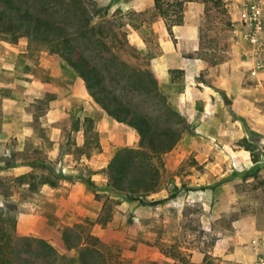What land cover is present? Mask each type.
I'll use <instances>...</instances> for the list:
<instances>
[{"label":"rangeland","instance_id":"1","mask_svg":"<svg viewBox=\"0 0 264 264\" xmlns=\"http://www.w3.org/2000/svg\"><path fill=\"white\" fill-rule=\"evenodd\" d=\"M183 2L180 37L172 31L176 14L168 11L166 21L153 7L138 12L126 5L116 8L111 0L107 13L94 18L95 30L107 35L108 46L129 67L153 70L188 125L164 155L158 190L143 195L147 202L163 200L153 206L104 187L107 165L119 148L114 141L131 135L137 143L136 133L115 124L108 130L101 109L59 56L26 38L0 37V96L8 100L0 102V210L14 207L10 216L22 231L63 251V228L78 224L80 232L98 237L130 264L264 263V0ZM162 24L166 30L171 25L168 38L184 58L204 62L190 86L208 92L206 98L198 93V100H186L183 74L169 69L162 78L154 69L162 51ZM4 61L13 76L1 69ZM206 108L217 125L196 133ZM11 126L17 132L1 131ZM88 150L94 165L73 163ZM59 174L72 186L80 177L91 180L92 199L50 201L43 181ZM19 204H24L22 218L35 221L33 227L16 218ZM0 221L13 234L10 220L0 214Z\"/></svg>","mask_w":264,"mask_h":264},{"label":"trees","instance_id":"2","mask_svg":"<svg viewBox=\"0 0 264 264\" xmlns=\"http://www.w3.org/2000/svg\"><path fill=\"white\" fill-rule=\"evenodd\" d=\"M183 5V0H153V12L167 21L170 11L176 14L172 25H179ZM107 11V6L97 7L91 0H0V37L12 42L26 38L59 56L106 116L134 130L137 145L116 149L107 165L104 187L141 205H158L163 200L147 202L143 195L158 190L164 155L176 146L188 125L170 104L153 70L129 67L117 49L108 46L107 35L95 30V16ZM166 28L171 34V25ZM119 35L124 39V34ZM174 73L183 71H170ZM151 101L157 105L149 106ZM62 179L66 178L61 174L49 176L43 183L55 187ZM85 183L93 186L90 180ZM13 210L10 206L0 210L13 228V234L7 232L0 221V264H130L98 237L80 232L78 224L63 228L64 250L56 249L22 231L10 216Z\"/></svg>","mask_w":264,"mask_h":264},{"label":"crops","instance_id":"3","mask_svg":"<svg viewBox=\"0 0 264 264\" xmlns=\"http://www.w3.org/2000/svg\"><path fill=\"white\" fill-rule=\"evenodd\" d=\"M111 0H97V3L98 5L100 6H107L109 3H110ZM114 1V5L115 7H119L121 5L123 6H128V7H131L132 9H134L135 11H144L146 9H150L153 7V0H133L132 2L130 3H126L125 1L123 0H112V2ZM158 27H159V23H158ZM182 27L183 26H177L176 27H173V32L176 34V36L180 37V34L183 33L184 31L182 30ZM185 29V28H184ZM158 35L160 36V39H161V46H162V51H161V54L158 55L156 57V59H154V69L156 70L157 73H160L161 77L164 78L166 77V75H168V70L170 69H176V70H182L183 71V76H184V80L186 82V89H185V92H184V95H188V97L186 98L189 99L191 98V100H198V93L200 95H203L202 97H205L206 98V95L208 94V92H200L198 91L197 89H194L192 86H190L192 84V81H194V78L195 76L201 71L204 69L205 67V64L204 62L198 60V59H188V58H184L182 56V54L180 53L179 50H177L174 45L172 44V42L170 41V39L168 38L169 37V34L167 32V30L165 29L164 25L162 24V27L158 28ZM192 50L195 49V46L194 48H191ZM2 55V52L0 50V58H1ZM1 69H5L9 72V75H14L12 74L14 71L10 69V63H5L2 62L1 63ZM10 71L12 73H10ZM4 87L6 89H11L10 87V84H6L4 85ZM231 89L228 90V94H231ZM202 93V94H201ZM233 96L237 97L238 95L237 94H232ZM1 100L3 101V97L2 95L0 96V102ZM205 100V99H204ZM8 103V100L6 98H4V101L2 102V104H6ZM208 108L205 109L204 112H202L200 114V117L202 119V123L200 126H197L195 128V132L198 133L200 129H202L201 131L205 130V131H210L211 127L214 126V125H217L215 122H213L211 120V113L210 110H207ZM102 111V110H101ZM102 115L104 117V119L107 120V125H108V130H111V124H115L117 126H122V127H125L127 130L129 131H132L131 128H129L128 126L126 125H123V124H120V123H117L116 121L112 120L111 118H109L108 116H106V114L102 111ZM215 117V116H212V118ZM224 125H229V121L226 119L224 121ZM221 126V124H220ZM23 129V132H27V128L24 126L22 127ZM18 128L14 129V127H10L9 130L8 129H3L1 130L2 132L4 131H14V132H17ZM134 131V130H133ZM260 133V132H259ZM264 132H261V136H262V141H264V134H262ZM133 135V134H132ZM131 135H129L128 137H125V138H120L119 140L116 139L114 141V144L117 146V147H131V145L134 147L137 145L136 143V136H132V139L130 138ZM135 145H134V144ZM264 144V143H262ZM177 146V145H176ZM89 149V148H88ZM89 154L87 155H82L79 159H75L73 160L72 156H71V153H67L65 155V158L68 159L70 158V162H72L73 160V163L76 164L78 163L79 165L81 164H84V165H88V166H91V165H94L93 163V159L90 155V150H88ZM94 169V168H92ZM71 174V173H69ZM73 176L72 177H76L78 175V177L80 176V172L77 173H72ZM71 174V175H72ZM93 176V175H92ZM88 179H89V176H88ZM93 179V177H92ZM91 181V180H90ZM76 185L72 186V183L66 181V180H63L62 179V182L60 183L59 186L57 187H50L48 186L47 184L44 185V191L48 192L49 193V200L50 201H53L56 205H63L64 203H74L76 201H78L79 199H86V200H90L92 199L93 197V194L92 193H89V188L88 186L86 185L85 183V180L83 181V179L80 177L78 179V181H76L75 183ZM76 190V193L75 194H72V193H69L68 190ZM68 192V193H67ZM64 193V194H63ZM54 196V198H53ZM55 196H60V198H62V200H58L55 198ZM21 207H24V204H19L17 209H16V213H15V216L16 218L18 219L19 222H21L22 224L25 222L24 226L25 227H33L34 226V223L35 221H29V220H24V218H22V212H21ZM20 209V210H19ZM25 233L29 236L33 235L34 234H31L29 233L27 230H25Z\"/></svg>","mask_w":264,"mask_h":264},{"label":"built area","instance_id":"4","mask_svg":"<svg viewBox=\"0 0 264 264\" xmlns=\"http://www.w3.org/2000/svg\"><path fill=\"white\" fill-rule=\"evenodd\" d=\"M262 264H264V263H262Z\"/></svg>","mask_w":264,"mask_h":264}]
</instances>
